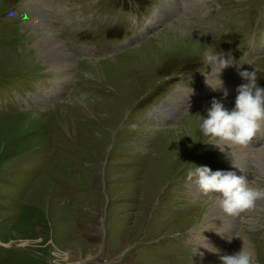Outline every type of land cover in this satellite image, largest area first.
Here are the masks:
<instances>
[{"label":"rangeland","instance_id":"obj_1","mask_svg":"<svg viewBox=\"0 0 264 264\" xmlns=\"http://www.w3.org/2000/svg\"><path fill=\"white\" fill-rule=\"evenodd\" d=\"M31 1L0 0V264H220L201 247L221 236L203 217L215 197L186 171H234L198 129L224 95L190 98L187 81L211 86V47L264 87V0H40L43 13ZM39 19L69 69L38 56L25 23ZM183 21L192 36L175 31ZM234 223L220 253L245 241L264 264V200Z\"/></svg>","mask_w":264,"mask_h":264},{"label":"clouds","instance_id":"obj_2","mask_svg":"<svg viewBox=\"0 0 264 264\" xmlns=\"http://www.w3.org/2000/svg\"><path fill=\"white\" fill-rule=\"evenodd\" d=\"M224 54L208 47L202 53V61L212 65V71L219 73L232 63L231 57L226 60ZM248 63L240 60V63ZM239 76L246 81L236 88L234 106L228 109L213 98L206 115H200L198 125L202 137L211 140H222L232 144L247 146L254 134L264 122V87L257 83L256 70H241ZM221 82V81H220ZM227 97V89L223 90ZM186 171V179L194 183L204 194H212L222 211L232 217H240L243 213L254 209L257 202L264 200V189L251 186L245 175H237L231 170H211L205 165H195ZM242 241V238L239 237ZM231 242L232 238L227 237ZM211 251L219 254L220 264H256L251 251L242 246L232 253H220L218 249Z\"/></svg>","mask_w":264,"mask_h":264},{"label":"bare ground","instance_id":"obj_3","mask_svg":"<svg viewBox=\"0 0 264 264\" xmlns=\"http://www.w3.org/2000/svg\"><path fill=\"white\" fill-rule=\"evenodd\" d=\"M33 1H34V3L31 1L32 2L31 6L33 5L37 9L40 8V13H43L42 12V11H44L42 8L43 3H40V0H33ZM172 4L173 3H171V2L169 3V5H172ZM174 4H173V7H174V9H176V5H174ZM181 23H182L181 26L176 28L175 31L179 32L185 36H192L188 30V28H190L188 25L189 22L183 21ZM25 24L28 25V26H26L29 29V31H27V32L30 33L31 38L36 37V40L33 41L32 45L34 48L37 49L36 51L38 53V56H40V58L43 57V59L46 60L45 62H51L53 65H56V68H58L59 70L69 69L70 63H72L70 55H68L66 53V51L64 52V50H63L64 48H63L61 42H59L56 39V35H55L54 31L49 27L48 24H46V21L44 19H39V21H37L35 23H29V22L27 23L26 22ZM60 78H63V77H60ZM239 78H240L239 74L238 73L234 74L233 71H230V73L227 75H224V77H222L219 73L214 74L210 79L211 86L209 85L210 86V88H209L210 93H208V94L209 95H215V94L223 93V89H222L223 86L222 85L225 84L226 81H228V84H229L228 88H230V91H231L229 93L231 95H234V93H235V96H236L237 93L234 90H236V87L238 85H240V82H239L240 80H238ZM61 81H62V79H61ZM204 87H206V86H204ZM180 89H182V88H180ZM206 89L204 88L203 93H206V91H207ZM178 94H180V92ZM174 97H175V95H173L170 99H172ZM231 98H232V96H231ZM231 98H230V100H233ZM217 100L221 101L224 104V106L227 107L228 98L225 99V97L221 96V97H218ZM225 102H227V104ZM153 114H154V117H152L153 119L155 117L156 118L158 117L157 119L159 121H162V120H160L161 114H160L159 110H157ZM217 142H218V147H219L218 149L220 150V154L223 157H225V159L226 158L228 159L227 163L229 164V166H231L234 169V171L237 173V175L243 174V175L247 176L245 171H244V168L246 167L247 171H248L249 166L253 163V171L256 170L255 171L256 173H260L259 174L260 177H262L264 180V148H256L255 151H253L252 146L251 147L250 146H240V145L232 144L230 142L222 141V140H217ZM255 176H256V174H255ZM191 191L192 192L193 191L202 192L198 187H195V186H193L191 188ZM203 214H204L203 217L205 218V219L204 218L203 219L205 221L216 222L218 224V226L217 227L215 226V227L217 229V232L221 235L218 237L211 235V237H210L211 239L206 238V241H205L206 244L201 245V247L204 249V251L206 253L205 255H207L210 258V257L217 254L216 252L211 251L212 248L218 249L219 251H220V249H222V246L224 245V240L226 239L225 236L227 234V231L233 230V227H235L234 222L237 221L238 217L236 218V217H232L230 215L225 214L216 202H214V205L211 206V208L209 207L208 209H206ZM243 240H245V239L243 238ZM243 244H244V247L246 249H248L249 251H252V248L247 244V242L244 241ZM240 246H242V243L240 244Z\"/></svg>","mask_w":264,"mask_h":264}]
</instances>
